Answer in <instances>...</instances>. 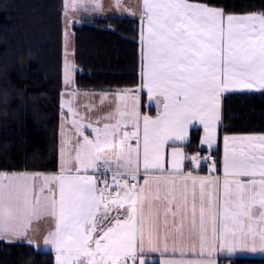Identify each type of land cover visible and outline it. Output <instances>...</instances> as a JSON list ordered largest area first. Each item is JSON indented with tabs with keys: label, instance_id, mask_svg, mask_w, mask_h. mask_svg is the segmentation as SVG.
Masks as SVG:
<instances>
[{
	"label": "snow or ice",
	"instance_id": "snow-or-ice-1",
	"mask_svg": "<svg viewBox=\"0 0 264 264\" xmlns=\"http://www.w3.org/2000/svg\"><path fill=\"white\" fill-rule=\"evenodd\" d=\"M80 7L89 10L66 0L65 17ZM103 7L92 0L91 10ZM139 19L140 88L117 93L107 111L85 104L83 115L79 91L65 93L74 131L62 125L58 172H0V239L38 249L29 233L50 220L43 245L55 264H149L153 253L195 257L162 264H217L219 252L264 253V134L224 135L221 161L183 147L194 126L202 146L217 144L225 93L264 94V13L142 0ZM72 72L66 51V87ZM144 90L154 115L141 110ZM202 163L208 175L195 174Z\"/></svg>",
	"mask_w": 264,
	"mask_h": 264
},
{
	"label": "trees",
	"instance_id": "trees-1",
	"mask_svg": "<svg viewBox=\"0 0 264 264\" xmlns=\"http://www.w3.org/2000/svg\"><path fill=\"white\" fill-rule=\"evenodd\" d=\"M192 1L222 8L227 14L264 13V0ZM64 2L0 0V170L58 169L66 52ZM73 26L78 89L114 90L139 85L138 18L95 17ZM248 132H264V94H228L221 135ZM200 140L201 129H192L187 151L206 153ZM219 140L221 143V137ZM211 154L221 161V146ZM226 262L264 264V257H228L221 264ZM0 264H55V254L26 242L0 239Z\"/></svg>",
	"mask_w": 264,
	"mask_h": 264
},
{
	"label": "crops",
	"instance_id": "crops-1",
	"mask_svg": "<svg viewBox=\"0 0 264 264\" xmlns=\"http://www.w3.org/2000/svg\"><path fill=\"white\" fill-rule=\"evenodd\" d=\"M72 2H77L80 4H86L89 7L88 11H84L83 7H80L77 10H73L72 14H69L67 17V22L73 26L74 22H78L79 24L83 23L84 21H89L90 19H93L95 17H135L139 19V15H140V11H141V5H142V0H120V4L121 6L118 8L116 7V3L117 0H100V2L103 4V10H96L93 11L91 10V4H92V0H71ZM194 2V1H192ZM66 3V0L64 2V5ZM66 9H64V13H65ZM130 12H134L135 15H130ZM81 13V15H80ZM234 15V14H233ZM241 15H245V14H241ZM65 17V14H64ZM140 20V19H139ZM141 23V22H140ZM74 27V26H73ZM70 30V28H69ZM70 36V47H69V54H68V61L69 63L72 65V75H73V83L71 86L66 87L64 85L63 87V91L61 94V104L63 103L64 100L69 99V97L65 94L67 92H71L73 90V88L77 89L80 93V95L73 100V104L74 106L78 107V111L80 112L81 115H83L85 113V108L83 107V105L85 104H91L93 106H95L97 108V110H103V111H107L110 107L114 106L115 103H118V100H115L114 97L116 96L117 93H131L133 91H136L140 88V85L142 83V76H141V62H140V83L137 87L135 88H118V89H114V90H81L78 89L75 85V75H76V70L77 67L74 65L73 63V53L72 50L75 47V35L73 34H69ZM141 45V44H140ZM66 47V46H65ZM71 48V49H70ZM64 62H65V57H64ZM63 76H64V65H63ZM244 92H250V91H246V90H234V91H230L228 93H225L222 96V104H221V120L218 124V142L216 145L213 146V149L208 150L206 148V146H202V149H205L207 152L206 153H200L202 156H207L209 155V153H211V151L213 150H217L219 145L221 146V160H222V156H223V136L224 135H260V134H264V132H248V133H223L221 135V128L223 125V115H224V101H225V97L228 94H232V93H244ZM85 93H87V95H85ZM107 94V99L105 100V102L103 103V105H101L100 100L101 97L104 94ZM141 95V110L142 111H148L149 114H155V107L152 106L151 108H148V101H147V97H146V90H144L143 92L140 93ZM96 113H90L89 115H95ZM73 119L71 113H69L67 111L66 107H63V113L60 119V126H59V148H60V144H61V128L63 125V131L68 134L71 135L72 131H74L73 126L71 124V120ZM194 128H200V126H194ZM91 130L88 129V132H90ZM191 132L190 131V140H191ZM203 136V132L201 129V138ZM221 137V143L219 138ZM186 153L189 155H193L199 152H195L193 154L189 153L186 149V146H183ZM58 156H59V152H58ZM217 175H221L222 176V164L217 165ZM59 170V166L57 170H52V171H31V170H14V171H5V170H0V172H21V171H28V172H41V173H55L58 172ZM186 170H191V167L188 165V162H186ZM195 174L198 175H208L209 174V168L206 164L202 163L201 168L198 170V172H196ZM52 227V223L50 220H41L38 221L36 223H34L33 225V230L29 233V238L32 239L34 242H36L37 244L40 245L39 249L44 250V251H51L55 254L54 250L52 249L51 246H44L43 245V237L46 235L47 231ZM16 242H23V241H16ZM237 256H244V257H264V253H260V252H256V253H250V252H244V253H237L234 256H229L227 253L225 252H219L216 254V262L217 264H221V262L224 259H227L228 257H237ZM189 258H195V257H190L188 255H185L184 257H181L178 253L175 256H171V255H165V256H161L159 253H153L150 254L148 256V261L149 264H153L155 262L162 264V261L164 259H189ZM226 264H229V262H226Z\"/></svg>",
	"mask_w": 264,
	"mask_h": 264
},
{
	"label": "rangeland",
	"instance_id": "rangeland-1",
	"mask_svg": "<svg viewBox=\"0 0 264 264\" xmlns=\"http://www.w3.org/2000/svg\"><path fill=\"white\" fill-rule=\"evenodd\" d=\"M72 2V1H71ZM64 9H65V5H64ZM73 13V10H70L69 11V14H72ZM80 15H81V13H80ZM234 15H237V14H234ZM239 15H241V14H239ZM77 24H79L78 22H77ZM80 25V24H79ZM64 26H65V30L67 29V33H68V35H67V48H66V51H67V57H68V54H69V47H70V36H69V34H73L74 33V27L70 24V22L68 23L67 22V17H64ZM69 28H70V30H69ZM66 43V42H65ZM71 49V48H70ZM75 48H73V50H72V53H73V63H74V65L76 66V60H75V55L76 54H74L75 52V50H74ZM65 57V56H64ZM67 60H68V58H67ZM63 65H64V62H63Z\"/></svg>",
	"mask_w": 264,
	"mask_h": 264
},
{
	"label": "built area",
	"instance_id": "built-area-1",
	"mask_svg": "<svg viewBox=\"0 0 264 264\" xmlns=\"http://www.w3.org/2000/svg\"><path fill=\"white\" fill-rule=\"evenodd\" d=\"M211 156H212L214 159H216V157H215L214 155L211 154Z\"/></svg>",
	"mask_w": 264,
	"mask_h": 264
}]
</instances>
